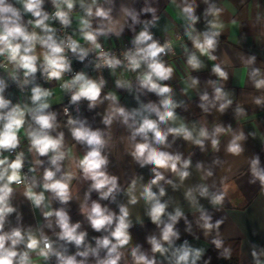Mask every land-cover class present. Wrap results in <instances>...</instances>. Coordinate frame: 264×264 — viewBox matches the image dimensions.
<instances>
[{"label": "clouds", "instance_id": "clouds-1", "mask_svg": "<svg viewBox=\"0 0 264 264\" xmlns=\"http://www.w3.org/2000/svg\"><path fill=\"white\" fill-rule=\"evenodd\" d=\"M202 2L207 5L202 13L203 31L196 27L201 20L196 12L197 0H169L184 22L183 36L191 42L192 50L187 44L180 46L186 56L187 69L192 71L206 67L201 57L218 60L215 53L225 28L221 20L224 9L211 0ZM134 3L135 0L130 4L120 3L117 7L116 0H0V70L5 73L0 75V264H198L204 256L205 248L193 247L187 239L176 243L180 239L176 227L179 221H185L188 233H192V224L179 205L169 211L172 198L163 199L167 195L165 185L171 186L173 191L184 186L192 175V154L185 157L179 151L168 149L182 139L201 152L207 151L206 143L210 142L212 152L216 153L220 150V137L230 136L225 151L239 157L244 152L242 142L247 137L242 129L233 130L230 124L214 123L209 129L206 123L197 126L193 122L189 126L181 118L176 109L187 110L188 105L175 99L174 89L166 83L172 80L175 71L166 60L170 54H176L173 41L168 39L161 43L151 31L160 20L157 7L144 0V5L137 10ZM47 4L51 5V11L47 10ZM149 14L150 19H141ZM126 28L133 33L131 47L120 56L106 51L100 38H120ZM177 39L183 38L178 36ZM90 55H93L91 60ZM240 59L249 69L247 75L251 84L261 92L260 96L253 97V103L264 106V72L254 67L256 56L247 59L240 56ZM73 60L81 64L87 60L84 68L91 66L97 72L106 68L113 76L117 69H122L115 79V87L132 94L138 106H122L114 91L102 94L107 86L104 76L93 78L83 69L74 71ZM227 64L229 61L225 59L212 65L211 73L217 79L206 81L212 92L199 93L198 107L205 114L210 115L215 109L223 115L233 104V94L225 90L229 79ZM38 73L44 84L58 82L62 92L69 96L68 104L74 106L75 116L69 107L63 108L67 117L63 125L58 120V112L53 110V90L39 82ZM125 73L134 74V79L126 78ZM199 83L198 77L188 76L182 93L187 95L189 89H197ZM13 85L20 94L15 103L14 94L9 92ZM149 93L158 100L144 102L141 96ZM82 101H87L89 111L107 102L101 120L104 128H93L80 114ZM245 115L246 110L238 103L234 116ZM114 122L127 132L126 136L119 137L125 145V153L140 168L151 166L152 175L147 183L143 182L142 175H134L125 188L120 178L108 171L109 150L115 147ZM62 128L68 130L75 144L66 143ZM249 135L254 137L255 134ZM24 140L27 154L20 150ZM77 145L83 149L82 155L77 154ZM223 163L218 157L212 161L214 166ZM195 170L202 173L201 182L186 187L184 199L193 213L199 214L195 223L204 236L215 232L211 243L221 250V257L230 259L232 250L224 246L220 234L224 219L213 222L212 214L198 199L208 200L212 208L219 211L227 198L228 186L223 179L220 188L215 181L211 185L205 183L214 172L211 167L205 169L202 161L195 164ZM249 172V183L259 182L264 192V167L259 155L249 160ZM73 181L87 183L82 198ZM17 193L29 202L33 213L39 210L43 223L24 226L22 213L13 203ZM93 193L97 194V199L92 198ZM121 195L127 198L126 203L118 201ZM73 200L78 202L79 213L90 229L99 235L89 238L82 222L72 221L68 206ZM104 201L108 203H102ZM141 201L144 214L159 229V235L146 237L150 250L132 243V206ZM54 203L59 207H53ZM111 204H115L118 211L113 210ZM13 216L14 224L10 219ZM135 222L144 224L139 215ZM251 256L253 264H264L261 259L264 248L252 244Z\"/></svg>", "mask_w": 264, "mask_h": 264}, {"label": "crops", "instance_id": "crops-1", "mask_svg": "<svg viewBox=\"0 0 264 264\" xmlns=\"http://www.w3.org/2000/svg\"><path fill=\"white\" fill-rule=\"evenodd\" d=\"M133 0H116L117 7L120 3L130 4ZM212 3L224 9L221 20L225 25L220 37V43L217 52V61H209L206 57H201L206 67L200 71H192L187 69L186 56L181 48V43L187 44L189 49L192 50L191 42L183 36V20L180 19L178 9L169 3V0H148V3L154 7H157V15L160 17L158 25L151 31L154 33L155 38L162 37L164 35L169 36L174 42L175 56L170 55L166 60L174 68V74L172 80L166 82L169 83L174 89L175 99L178 101L183 100L188 105L187 110L184 108L176 109L177 113L181 116L186 123L191 126L193 122L199 126L201 123H206L209 129H211L214 123H220L224 126L229 124L233 130L242 129L247 137L242 142L244 152L241 156L235 157L226 153L225 149L230 136H221L220 150L219 152H212L210 142L206 143L207 151L201 152L198 147H195L182 139H178L171 149L172 152H181L187 157L190 153L192 154V168L190 171L192 175L189 179L184 182V186L179 190L173 191L171 186L165 185L167 195L163 198L165 200L172 198V203L169 206V211L173 207L179 205L182 207L188 221L192 224V233L186 232L187 225L185 221L181 219L176 225L180 232V239L176 242L181 244L185 239L188 240L189 244L193 247L205 248V253L208 251L212 238L215 236L213 232L209 237H205L203 230L200 229L195 220L198 218V213H193L188 202L184 199L183 192L186 187L194 186L200 183V175L195 170V164L198 161L204 163L205 169L211 167L214 175L209 178L205 183L211 185L213 181L216 183V187H221V180L228 186V195L224 202V206L221 210L217 211L212 208L208 200L198 198L200 203L212 214L213 222L216 219H224V223L221 225L220 234L223 241H237L239 242V258L238 264H253L251 256V245L256 244L258 248H264V192L261 191L259 182L256 184H250L249 180L251 175L249 172V160L254 155H259L261 167H264V106H256L253 103V97L261 95V92L255 90L248 78L249 69L245 68L240 56L247 59L249 56L255 55L256 62L254 67H258L264 72V0H211ZM199 7L196 12L197 15L201 16L200 22L196 27L203 31L204 20L202 13L207 7L202 0H197ZM144 5V0H135L134 7L139 10ZM47 10L51 9V5H46ZM115 14V13H114ZM259 16V19L257 17ZM151 16L144 15L141 19H150ZM235 21V23H232ZM76 27L74 21L73 28ZM167 29V31H165ZM140 30V26H137V31ZM133 33L127 28L120 38L111 36L107 40L103 37L100 38L102 45L115 44L121 38H132ZM183 39H177V37ZM78 38V37H77ZM83 43V41H81ZM227 59L229 64L225 65L226 71L229 73V79L225 82V90L231 92L233 104L227 109L222 115L215 109H212L211 114H205L198 107L199 93L208 91L210 94L212 89L207 85L206 81L216 80L217 77L211 73V67L214 63H219L221 60ZM123 70H117L116 76L111 75L109 72L103 75L107 81V86L103 90L102 94L108 91H114L120 99L122 106L126 108L137 107V103L132 94H129L126 90L117 89L115 87V79L120 75ZM93 78L98 77L96 74H89ZM126 78L134 79V74L125 73ZM188 76L198 77L199 85L197 89H189L187 95L182 93V89L186 86L185 81ZM53 90V110L58 112V120L63 125L66 119L62 114L59 113L58 107L63 102V96L61 92L56 88L52 87ZM18 96H13V102H17ZM144 102L149 100L156 101L158 98L149 93L147 96H141ZM241 104L246 110L244 117L236 118L234 116V109L237 104ZM107 107V102L98 108L89 111L87 109V101L81 102V115L86 117L93 128H104L102 124V114L104 109ZM100 113V115H97ZM65 132L66 143L71 146L75 144V141L71 139L70 133L66 128H62ZM113 140L115 147L111 148L110 151V164L108 171L110 174L117 175L120 178V184L122 187H127L130 179L134 175H142L144 177V183L151 178V166L140 168L136 164L130 155L124 151V143L119 141V137L127 135L125 129L119 124L115 123L112 125ZM254 133V137L249 135ZM172 137H169L171 141ZM25 146L27 148V141ZM77 154L82 155L83 149L80 146H76ZM219 158L224 163L220 166H214L212 161L214 158ZM31 157L29 156V159ZM170 178L171 174H168ZM73 184L79 188V195L83 197V193L87 188V183L77 184L73 181ZM215 190V189H212ZM93 199H97V194H92ZM118 201L125 202L127 198L123 195L118 196ZM14 205L18 207V211L22 213L23 224L25 227L31 225L33 227L36 224L43 223V217L39 210L33 213L31 206L22 195L17 193L13 200ZM102 203H108L104 201ZM113 210L118 211L115 204L109 205ZM53 207H59L58 204H53ZM69 214L72 217V221H81L82 227L89 232V238L94 233L87 224V221L79 213V204L73 200L69 206ZM145 209L143 202L141 201L136 206H132V219L134 221V227L130 229L133 237V244H141L144 250H150V245L146 242L148 235L156 234L159 235V229L152 224L149 218L144 214ZM139 215L144 224L141 226L136 223V216ZM13 224L15 223V217H11ZM58 230V229H57ZM48 232L47 229H45ZM51 235V233H48ZM196 237H199L198 239ZM205 255V254H204ZM159 256V254H157ZM264 260V256L261 257Z\"/></svg>", "mask_w": 264, "mask_h": 264}, {"label": "built area", "instance_id": "built-area-1", "mask_svg": "<svg viewBox=\"0 0 264 264\" xmlns=\"http://www.w3.org/2000/svg\"><path fill=\"white\" fill-rule=\"evenodd\" d=\"M51 10L52 9H49V11H51ZM56 26L59 27V25H56ZM69 32H71V29L69 30ZM156 39L160 40V42L163 43L165 40H168V39H171V38L169 36H167V35H164V36L158 37ZM130 41H131V38H121L115 44L103 45V47H104V49L106 51H112L117 56H120V54L124 50H126L127 48H130L131 47ZM173 46H174V42H173ZM93 55H90L89 60H91L93 58ZM168 57H166V58H168ZM87 63H88V61L86 60L84 62V64H87ZM84 64H81V63L73 60V70L74 71H79V70H82L83 69V70L87 71L89 74H96L98 76L101 75V74L102 75H106V74H108L110 72L106 68L105 69H102L100 72H97V71H94L91 66H89L88 68H84ZM119 70H122V69H119ZM0 75H5V73L3 72V70H0ZM37 76H38L39 82L42 83V84H44L43 80H40L39 79V73L37 74ZM65 78H69V77H65ZM44 86L45 87H51V88L52 87H56L61 92V94L63 96V102H62V104L59 105L58 111H59L60 114H62V116H64V114H63V108L66 107V106L69 107L70 113L73 116L77 115V113L74 111V106H70L68 104L69 96L67 94H65V93L62 92V90L59 87V83L58 82L53 81L51 84H44ZM9 92L13 93L14 94L13 96L16 95V96H18L20 98L19 91H18V89H16V87L14 85L9 89ZM12 99H13V97H12ZM64 117L67 120V117L66 116H64ZM20 150H24L26 152L25 141L22 142V145H21V149ZM26 154H27V152H26ZM25 171H27V165H26Z\"/></svg>", "mask_w": 264, "mask_h": 264}, {"label": "trees", "instance_id": "trees-1", "mask_svg": "<svg viewBox=\"0 0 264 264\" xmlns=\"http://www.w3.org/2000/svg\"><path fill=\"white\" fill-rule=\"evenodd\" d=\"M225 247H230L232 250L231 258L225 259L219 255L221 250H217L213 244L210 245L208 251L202 257L198 264H204L208 261L209 264H238L239 258V242L237 241H224Z\"/></svg>", "mask_w": 264, "mask_h": 264}]
</instances>
